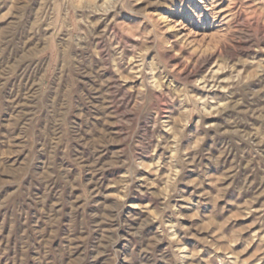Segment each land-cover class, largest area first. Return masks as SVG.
Instances as JSON below:
<instances>
[{
	"label": "rangeland",
	"instance_id": "1",
	"mask_svg": "<svg viewBox=\"0 0 264 264\" xmlns=\"http://www.w3.org/2000/svg\"><path fill=\"white\" fill-rule=\"evenodd\" d=\"M0 264H264V0H0Z\"/></svg>",
	"mask_w": 264,
	"mask_h": 264
},
{
	"label": "bare ground",
	"instance_id": "2",
	"mask_svg": "<svg viewBox=\"0 0 264 264\" xmlns=\"http://www.w3.org/2000/svg\"><path fill=\"white\" fill-rule=\"evenodd\" d=\"M208 86V85H207Z\"/></svg>",
	"mask_w": 264,
	"mask_h": 264
}]
</instances>
